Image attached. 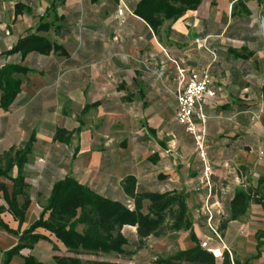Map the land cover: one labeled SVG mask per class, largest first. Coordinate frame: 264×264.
Listing matches in <instances>:
<instances>
[{
  "label": "crops",
  "instance_id": "obj_1",
  "mask_svg": "<svg viewBox=\"0 0 264 264\" xmlns=\"http://www.w3.org/2000/svg\"><path fill=\"white\" fill-rule=\"evenodd\" d=\"M141 1L0 0V66L19 64L29 70L16 75L22 80L21 93L11 109H0V124L8 123L0 126V140H5L0 154L17 144L9 139L26 142L34 133L37 141L30 158L52 144L62 151V164L68 162L66 176L71 174L113 201L134 206L122 189L127 176L136 178L138 193L183 194L198 243L210 240L212 248H219L221 243L207 224L208 203L217 220L215 228L211 226L231 252L216 264H264V79L255 76L263 57L257 48L264 41V0H202L179 19L161 14L159 23L148 9L144 13L153 23L135 14ZM238 2L251 12L248 18L233 17ZM124 7L128 11L120 17L118 10ZM43 25L46 29L39 30ZM30 35L46 38L51 52H31L24 59L20 53L9 54ZM205 69L217 93L204 102L210 173H205L193 137L177 121L176 92L185 85L180 73L188 79L192 72ZM58 129L73 133L70 145L54 142ZM79 172H93L92 182L80 179ZM0 181L11 193L12 184L5 178ZM239 189L251 190L247 212L221 229ZM31 200L22 232L40 216ZM149 206L150 201L143 202L144 214ZM1 217L11 229H18L9 212ZM127 230L135 231L130 240L137 238L135 227L123 229L128 238ZM38 232L48 237L47 232ZM170 233L173 245L161 247V255L172 257L197 246L190 231H167L163 237ZM18 243L19 236L0 228V264L5 252ZM62 247L66 254L45 260L43 251H52L53 246L50 240H41L10 264H24L25 257L43 264H55L56 256L75 257ZM138 253L129 257L136 261Z\"/></svg>",
  "mask_w": 264,
  "mask_h": 264
},
{
  "label": "trees",
  "instance_id": "obj_2",
  "mask_svg": "<svg viewBox=\"0 0 264 264\" xmlns=\"http://www.w3.org/2000/svg\"><path fill=\"white\" fill-rule=\"evenodd\" d=\"M202 0H142L135 10V14L149 23H153L145 13L148 9L153 13L156 23L161 14L165 18L179 19L186 11L197 9ZM179 3L175 8L171 4ZM239 9V11H237ZM233 17L248 18L251 12L243 2H238L233 8ZM158 19V20H157ZM46 29L43 25L39 30ZM52 45L44 37L30 35L22 39L9 54L20 53L24 59L29 53L35 52L47 55ZM57 49V48H56ZM29 70L19 64H4L0 66V109L8 112L21 93L22 80L16 75H26ZM73 133L58 129L54 142L70 145ZM36 135L23 143L22 147L11 148L0 157V178L7 179L12 184L10 193L5 183L0 181V194L6 206L0 207V228L8 233L19 236V243L13 249L5 252L4 264H10L15 256L26 248H33L41 240L50 238L40 234L43 230L60 242L68 252L75 257L54 258L55 264H118L108 261L86 260L78 256H93L99 258L102 254L133 256L145 245L151 237H161L167 231H190V238L197 243L191 250L180 251L167 259H158L156 264H216L211 253L204 250L198 243L192 223L187 217L188 206L186 197L177 192L138 193L137 180L127 176L122 182L125 195L134 200L131 202L113 201L102 196L86 185L79 183L71 174L64 179L56 181L49 193L42 213L28 229L21 231L25 222L26 213L32 203L28 195L29 184L26 179V167L36 145ZM16 169V176L13 171ZM251 190L239 189L230 203L229 219L224 222L221 229L230 221L238 220L245 215L251 202ZM23 198V202H20ZM150 201L148 213L144 214L143 202ZM9 212L19 223L17 230H13L4 222L1 215ZM214 220V219H213ZM83 229L80 231V227ZM135 227L137 238L130 240L123 229ZM228 257V256H227ZM24 264H43L34 257H25Z\"/></svg>",
  "mask_w": 264,
  "mask_h": 264
},
{
  "label": "rangeland",
  "instance_id": "obj_3",
  "mask_svg": "<svg viewBox=\"0 0 264 264\" xmlns=\"http://www.w3.org/2000/svg\"><path fill=\"white\" fill-rule=\"evenodd\" d=\"M262 34L264 36V29L262 31ZM258 53H261L263 57L260 58V61L258 63V70L257 76L258 78L264 79V41L258 45ZM260 66V68H259ZM7 126L8 123L0 124V126ZM1 128V127H0ZM2 129H0L1 131ZM23 142L26 140V138L22 139ZM3 141L5 140H0V146H2ZM13 141H16L15 147L16 149H19L22 147L23 142H20L15 139H9V143H13ZM1 148V147H0ZM47 148V149H46ZM45 151L43 152H36L33 157L30 158V163L26 167V176H27V181L29 183V190H28V195L35 200L36 206H35V212L37 214H41L43 207L46 205V198H47V193L49 191V188L51 185L66 176L68 172V162L64 161L62 164L61 162V155L62 151L60 149L52 148V144L47 145V147L44 148ZM3 154H0V157H2ZM58 160V161H57ZM80 179L85 180L87 183L89 181L92 182L93 179V172L91 173H85V172H79L77 175ZM4 205L3 199L0 195V206ZM210 206V205H209ZM204 210H206V205H204ZM207 211V210H206ZM7 218V216H6ZM212 226L217 223V220L214 219L212 222ZM208 226L209 223L207 222ZM82 226L80 227V231L82 230ZM215 228V226H214ZM209 230L213 233L212 229L209 227ZM125 234L128 236V238L131 239L132 236L135 235L134 230H127ZM46 235L50 238V242L52 243L53 246V252L48 250L43 251V258L45 260H50L52 256L55 254H66V250L63 249L62 245L60 242H58L54 237L49 236L48 233ZM171 235V236H170ZM167 239V240H165ZM173 235L170 233L169 235L165 237H151L148 240V243L144 245L142 250L138 253L136 261H134L131 257L129 256H118V255H113L111 257H105L102 256L99 258V260H109V261H118L123 264H156L157 260H153L155 257H159V259L163 258H169L168 253H162L159 254L160 248H169L172 247L173 245ZM172 253H174L176 250L174 247L171 249ZM170 252V251H169ZM89 257L83 256L82 259L86 261ZM91 259H94L91 258Z\"/></svg>",
  "mask_w": 264,
  "mask_h": 264
},
{
  "label": "built area",
  "instance_id": "obj_4",
  "mask_svg": "<svg viewBox=\"0 0 264 264\" xmlns=\"http://www.w3.org/2000/svg\"><path fill=\"white\" fill-rule=\"evenodd\" d=\"M126 11H128L126 7L121 8L118 10V15L123 17ZM180 77L185 85L176 92L178 102L177 121L193 137L199 155L205 165V173H210L211 167L206 163L207 150L205 137L208 115L204 109V102L206 99H214L217 93L210 85V71L208 69L192 72L188 79L185 78L183 73H180ZM206 210L209 215L208 223L210 224V228L220 241L221 246L219 248H212L210 240H205L202 242L201 247L211 253L216 260L223 259L225 253L231 256L230 250L223 244L216 229L211 226L214 217L208 203L206 204Z\"/></svg>",
  "mask_w": 264,
  "mask_h": 264
},
{
  "label": "water",
  "instance_id": "obj_5",
  "mask_svg": "<svg viewBox=\"0 0 264 264\" xmlns=\"http://www.w3.org/2000/svg\"><path fill=\"white\" fill-rule=\"evenodd\" d=\"M263 29H264V27H263Z\"/></svg>",
  "mask_w": 264,
  "mask_h": 264
}]
</instances>
